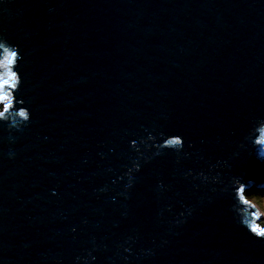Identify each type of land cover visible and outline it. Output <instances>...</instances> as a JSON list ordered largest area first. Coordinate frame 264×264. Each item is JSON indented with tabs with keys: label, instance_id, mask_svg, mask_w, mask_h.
<instances>
[{
	"label": "water",
	"instance_id": "obj_1",
	"mask_svg": "<svg viewBox=\"0 0 264 264\" xmlns=\"http://www.w3.org/2000/svg\"><path fill=\"white\" fill-rule=\"evenodd\" d=\"M0 38L31 112L0 123V264H264L233 187L264 195V0H0Z\"/></svg>",
	"mask_w": 264,
	"mask_h": 264
},
{
	"label": "clouds",
	"instance_id": "obj_2",
	"mask_svg": "<svg viewBox=\"0 0 264 264\" xmlns=\"http://www.w3.org/2000/svg\"><path fill=\"white\" fill-rule=\"evenodd\" d=\"M21 59L18 47L10 45L7 40L0 38V123L7 124L9 131H22L31 123L30 110L24 106L25 102L18 98L23 84L22 77L17 71ZM249 139L260 150V155L264 156V121H257ZM182 146L183 140L179 136L170 137L165 142V147L169 149L178 150ZM11 155L12 153H10ZM233 187L235 198L238 201L236 211L241 217L242 225L255 237L264 238V221H261V216L264 213L259 209L251 210L256 208V204L251 203L244 195L247 185L236 179L233 181Z\"/></svg>",
	"mask_w": 264,
	"mask_h": 264
},
{
	"label": "trees",
	"instance_id": "obj_3",
	"mask_svg": "<svg viewBox=\"0 0 264 264\" xmlns=\"http://www.w3.org/2000/svg\"><path fill=\"white\" fill-rule=\"evenodd\" d=\"M246 196L248 197V200H250V201H252L254 204H257V205H259L258 203H257V201H256V198H258V197H262V198H264V195H261V194H255V193H250V192H248L247 194H246Z\"/></svg>",
	"mask_w": 264,
	"mask_h": 264
},
{
	"label": "rangeland",
	"instance_id": "obj_4",
	"mask_svg": "<svg viewBox=\"0 0 264 264\" xmlns=\"http://www.w3.org/2000/svg\"><path fill=\"white\" fill-rule=\"evenodd\" d=\"M256 201L259 204V205H257V204L256 205L259 207V209L262 211V213H264V198L258 197V198H256Z\"/></svg>",
	"mask_w": 264,
	"mask_h": 264
}]
</instances>
